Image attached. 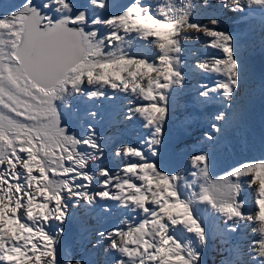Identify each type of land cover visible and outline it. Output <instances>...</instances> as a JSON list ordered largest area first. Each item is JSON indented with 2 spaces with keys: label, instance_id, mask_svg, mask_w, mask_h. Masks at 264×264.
I'll list each match as a JSON object with an SVG mask.
<instances>
[{
  "label": "snow or ice",
  "instance_id": "1",
  "mask_svg": "<svg viewBox=\"0 0 264 264\" xmlns=\"http://www.w3.org/2000/svg\"><path fill=\"white\" fill-rule=\"evenodd\" d=\"M109 9V0H19L0 12V264H202L221 226L248 231L224 264H264V158L213 176L217 146L248 116L242 40L223 18L257 13L264 23V0H130ZM201 36L214 54L196 65L213 77L199 98L220 107L203 133L207 150L187 153L185 175L166 167V129L186 80L183 41ZM136 39L158 55L131 54ZM116 93L130 98L120 122L144 130L135 144L99 134L97 113L70 104ZM109 154L115 169L103 166ZM113 206L132 215L87 240L84 255L64 250L72 210Z\"/></svg>",
  "mask_w": 264,
  "mask_h": 264
},
{
  "label": "rangeland",
  "instance_id": "2",
  "mask_svg": "<svg viewBox=\"0 0 264 264\" xmlns=\"http://www.w3.org/2000/svg\"><path fill=\"white\" fill-rule=\"evenodd\" d=\"M17 3H19V0H0V12H2V11H6V9L7 8H11L12 6H14L15 4H17ZM230 20H229V16L228 17H226V19H224L223 20V22H222V25H221V27L224 29L225 27H230ZM189 35H191V36H194L195 35V33L194 32H189L188 33ZM190 40V42H192V41H194V40H192V39H189ZM186 41V40H185ZM185 41H183V42H185ZM150 45H148L147 43H145V42H143L142 44H141V48L140 49H142V50H144L145 48H147V47H149ZM154 47V46H153ZM200 48V46H195L194 47V49H193V51H196V53H198V51H200V50H198ZM131 54H134V55H136V54H139L138 53V51H136V49H134L133 48V41H132V45H131V47L130 48H128L127 49ZM198 50V51H197ZM206 50V49H205ZM206 51H208V50H206ZM211 53H212V51H210ZM184 53H185V51H184ZM184 53H183V55H184ZM156 55H158V50L157 49H155V48H152L151 49V54H150V56H156ZM200 61H195L194 63H189L188 65L189 66H191V68H193V70H194V74L192 75V76H188V83H187V87H188V89L187 90H191V89H193L194 87H193V83L195 82V75H196V65L199 63ZM186 65H187V62L182 58V72H183V74L185 75V73H184V69H185V67H186ZM186 76V75H185ZM197 76L198 77H202V76H204V73H201V72H197ZM186 79H187V77H186ZM187 82V80H185V83ZM201 82L198 80L197 82H195V84H194V86H195V88H197V89H201V87H198L197 85L198 84H200ZM181 90H183V89H180V91ZM179 92V91H178ZM259 123H263L264 124V120H262V119H260L259 120ZM252 160H255V159H252ZM106 162V166L107 167H110V168H114L115 169V167H113V162H108V161H105ZM64 235H65V233H64ZM65 251H67L66 249H64Z\"/></svg>",
  "mask_w": 264,
  "mask_h": 264
},
{
  "label": "bare ground",
  "instance_id": "3",
  "mask_svg": "<svg viewBox=\"0 0 264 264\" xmlns=\"http://www.w3.org/2000/svg\"><path fill=\"white\" fill-rule=\"evenodd\" d=\"M118 1H120V0H114L113 3L110 5V8L113 6L114 3L118 2ZM115 8H116V7H115ZM115 10H116V9L113 10L114 13H115ZM236 24H237V25L239 24V21H238V20L236 21ZM210 51L213 52V50H210ZM263 68H264V66H263ZM261 75H262V76L260 77L259 80H260L261 83L264 85V72H263V74H261ZM186 80H188V79H186ZM198 80H199L201 83L198 84L197 86H198V87H201V85H203L204 82H205V78H204V76H202V77H201V76L198 77V76L196 75V82H197ZM185 86H186V83L184 84L183 87H185ZM201 90H202V88H201ZM179 91H180V90H179ZM181 132H182V133H185V132H187V130H183V129H182Z\"/></svg>",
  "mask_w": 264,
  "mask_h": 264
},
{
  "label": "trees",
  "instance_id": "4",
  "mask_svg": "<svg viewBox=\"0 0 264 264\" xmlns=\"http://www.w3.org/2000/svg\"><path fill=\"white\" fill-rule=\"evenodd\" d=\"M209 264H217L216 261L209 260Z\"/></svg>",
  "mask_w": 264,
  "mask_h": 264
},
{
  "label": "water",
  "instance_id": "5",
  "mask_svg": "<svg viewBox=\"0 0 264 264\" xmlns=\"http://www.w3.org/2000/svg\"><path fill=\"white\" fill-rule=\"evenodd\" d=\"M129 2H125V3H123V5H122V7L120 8V10L125 6V5H127Z\"/></svg>",
  "mask_w": 264,
  "mask_h": 264
}]
</instances>
